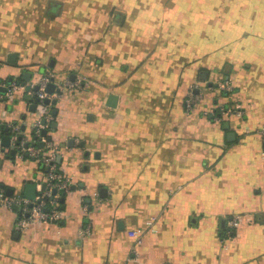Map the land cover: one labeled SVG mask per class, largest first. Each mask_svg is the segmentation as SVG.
I'll use <instances>...</instances> for the list:
<instances>
[{"label":"crops","instance_id":"crops-1","mask_svg":"<svg viewBox=\"0 0 264 264\" xmlns=\"http://www.w3.org/2000/svg\"><path fill=\"white\" fill-rule=\"evenodd\" d=\"M48 73L80 82L45 127L70 188L58 221L24 229L0 202V264H264V0H0V85L20 83L0 91L7 194L46 182L1 140L14 124L33 139L46 106L29 86ZM220 105L244 114L218 121Z\"/></svg>","mask_w":264,"mask_h":264},{"label":"built area","instance_id":"built-area-1","mask_svg":"<svg viewBox=\"0 0 264 264\" xmlns=\"http://www.w3.org/2000/svg\"><path fill=\"white\" fill-rule=\"evenodd\" d=\"M53 74H43L36 82H32L29 88H35V85H39L38 89H35L34 93L45 104L46 112L44 118H40L35 127V134L40 136L44 141L43 146L35 144L34 139H28L21 135L20 127L16 124L12 126V144L17 149V155L23 159L26 157H33L40 161L47 167L45 187L42 188L34 199L27 197L26 195L17 193L7 195V193L0 188V202L4 201L8 205H17L18 207V219L17 226L20 229L26 228L32 222H46V221H58L62 217V209L60 207V198L63 193L70 188L71 177L64 173L57 162L58 148L53 144L51 139H48L45 135H42V130L49 126V122L52 119L50 111V102H46L47 98H56L57 93H61L63 88L79 85L80 82H61L58 87L61 88V92L49 93L46 90V86L50 81H54ZM20 85L17 81H13L7 89L8 95H12L15 89ZM220 89L230 91L233 89V84L229 80H222L218 84ZM57 99V98H56ZM200 99V95L194 92H190L186 105L189 109H192ZM210 111L215 115L218 121H222L224 116L235 114L242 116L244 114L243 108L239 106L226 107L225 105L210 107ZM260 131L264 133V122L260 126ZM27 143V145H26ZM56 190L54 193L53 191ZM50 197V199H49ZM231 227L237 224L236 219L229 221ZM92 231L91 224L88 223L81 229L83 235L90 234ZM232 230L229 228L228 232ZM129 235L134 239L135 244H139L143 240V229L140 227L131 228L128 231ZM136 251V249H134Z\"/></svg>","mask_w":264,"mask_h":264},{"label":"water","instance_id":"water-1","mask_svg":"<svg viewBox=\"0 0 264 264\" xmlns=\"http://www.w3.org/2000/svg\"><path fill=\"white\" fill-rule=\"evenodd\" d=\"M14 55H15L14 53H11V54H10V57H13ZM26 75H27L26 79L29 80V79L31 78V73H30L29 71H26L25 76H26ZM10 81H11V79H10ZM38 88H39V85H35V89H38ZM6 90H7V87L0 85V91H1V92H5ZM46 90H47L49 93H53V92H55V91H57V92H61V88L58 87V86L56 85V83H55L53 80L50 81V82L47 84V86H46ZM45 101H46V102H50V101H52V103H56V102H57V99H56V98H53V99H51V98H47ZM53 113L56 114V113H57V109H54V110H53ZM52 125H53L54 127H56V126H57V122L54 121ZM226 126L229 128V123H228V122H226ZM1 127H5V125L2 124ZM5 128H6V130H9L10 127H5ZM42 135H47V129H46V128H44V129L42 130ZM235 137H236V133H235V131L230 130V131L228 132V139H229V140H232V139H234ZM11 138H12L11 133L8 134V135L3 136L2 140H1V142H2V144H3V148H2L3 150H4V147H5V146L7 147V146H10V145H11ZM48 139H52V137H51V136H48ZM26 145H27V143H26ZM38 145H39V146H43V145H44V141L40 140V141L38 142ZM68 145H71V143H68ZM12 147H13V149L11 150V153H12V154H15L16 151H17V149L13 146V144H12ZM44 187H45V184H43V188H44ZM26 188H27V191H26V194H25V195H26L27 197L31 198V199H34L35 196L37 195V189H36V188H37V184H36L35 182H33V183L29 182V183H27ZM53 192L55 193L56 190H54ZM12 193H13V189H10V191H8V194H7V195H12ZM64 197H65V192L63 193V195H62V197H61V200H64ZM15 207L17 208V205H15Z\"/></svg>","mask_w":264,"mask_h":264},{"label":"trees","instance_id":"trees-1","mask_svg":"<svg viewBox=\"0 0 264 264\" xmlns=\"http://www.w3.org/2000/svg\"><path fill=\"white\" fill-rule=\"evenodd\" d=\"M11 131H12V130L10 129V132H11ZM33 139H34L35 144H38V142L40 141V136L34 133V134H33ZM49 199H50V197H49ZM60 200H61V198H60ZM227 229H228V228H224V229H223V233L226 232ZM230 234H231V235H234V229H232V232H231Z\"/></svg>","mask_w":264,"mask_h":264}]
</instances>
